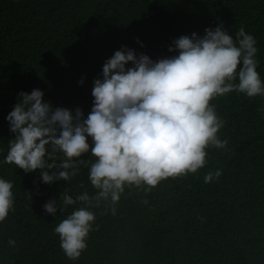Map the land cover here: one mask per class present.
Wrapping results in <instances>:
<instances>
[{
	"label": "trees",
	"instance_id": "trees-1",
	"mask_svg": "<svg viewBox=\"0 0 264 264\" xmlns=\"http://www.w3.org/2000/svg\"><path fill=\"white\" fill-rule=\"evenodd\" d=\"M220 24L233 38L241 26L255 37L264 79V0H0V177L12 182L15 201L0 223V264H264V96L214 100L227 149L208 150L205 168L150 192L126 188L116 215L92 209L94 231L75 261L54 232L74 208L53 217L44 205L65 189L93 195L88 169L47 185L39 171L3 163L14 136L6 117L20 92L42 90L86 118L93 83L115 51L126 46L159 60L175 55L173 40ZM215 170L222 175L204 183Z\"/></svg>",
	"mask_w": 264,
	"mask_h": 264
},
{
	"label": "clouds",
	"instance_id": "clouds-1",
	"mask_svg": "<svg viewBox=\"0 0 264 264\" xmlns=\"http://www.w3.org/2000/svg\"><path fill=\"white\" fill-rule=\"evenodd\" d=\"M256 45L243 26L233 38L220 24L205 29L203 36L192 33L173 40L169 51L175 55L155 61L125 46L94 81L86 118L80 108L54 106L42 90L18 94L6 117L14 136L3 163L25 173L39 171L47 185L68 183L87 168L95 189L93 195L85 191L75 197L65 189L58 200L44 205L53 217L74 208L54 228L68 259L78 260L87 250L96 220L92 209L103 206L105 214L110 210L116 215L126 188L150 192L169 178L205 168L208 150L227 149L228 141L218 135L225 121L212 102L233 92L264 96ZM221 175L220 170L209 171L204 183ZM14 203L12 182L0 177V223ZM8 243L15 247L16 241Z\"/></svg>",
	"mask_w": 264,
	"mask_h": 264
}]
</instances>
